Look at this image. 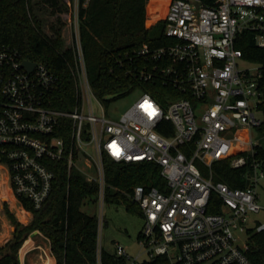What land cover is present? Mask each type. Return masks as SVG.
Listing matches in <instances>:
<instances>
[{"label": "built area", "instance_id": "obj_1", "mask_svg": "<svg viewBox=\"0 0 264 264\" xmlns=\"http://www.w3.org/2000/svg\"><path fill=\"white\" fill-rule=\"evenodd\" d=\"M164 21L168 43L158 48L144 44L136 55L155 62L163 81L183 97L162 105L145 93L118 120L105 116L92 92L78 14L72 46L77 103L70 112L51 105L58 79L50 70L34 62L29 71L23 64L29 60L0 44V168L21 207L19 199L24 198L39 210L55 178L48 164L64 161L70 170L76 166L74 149L84 155L81 170L86 178L99 185L101 204L104 155L118 163H154L160 168L163 190L143 184L129 193L144 219L138 238L141 253L132 258L117 244L115 255L125 264H142L158 256H167L174 264H252L247 244L240 245L236 233L264 232V223L249 226L250 214L264 210L258 194L264 170L256 159L248 162L261 144L252 131L258 133L264 120L262 72L259 66L240 67L242 53L235 44L239 34L250 30L256 33V45L264 48V0H216L213 6L171 0ZM140 76L145 81L152 78L145 71ZM92 100L101 115L95 113ZM65 118L72 124L70 145L57 135ZM163 121L172 124V135L158 132ZM229 157L232 168L249 167L248 187L214 182L212 165ZM196 160L209 168L210 177L202 175ZM88 170L94 176L89 177ZM213 192L220 199V213L207 212ZM100 222L101 216L98 228ZM101 253L97 244V264Z\"/></svg>", "mask_w": 264, "mask_h": 264}, {"label": "trees", "instance_id": "obj_2", "mask_svg": "<svg viewBox=\"0 0 264 264\" xmlns=\"http://www.w3.org/2000/svg\"><path fill=\"white\" fill-rule=\"evenodd\" d=\"M197 1L203 6H213L216 0ZM40 2L47 4L57 15L47 32L38 13ZM71 3L73 0H0V44L15 48L25 60L43 64L57 77L56 87L51 93V105L66 112L76 106L78 90L76 60L72 47L66 46L63 34L66 23L61 18ZM146 4L147 0H78L79 35L87 77L93 94L100 101L115 100L136 87L143 88L162 105L183 97L163 81L159 71L154 69L155 62L136 55L144 44L158 48L168 43L164 37V20L146 27ZM156 18L153 14L152 21ZM255 37V32L246 30L238 35L235 47L241 51L243 61L260 67L262 78L259 88L264 99V48L256 45ZM144 71L152 78L142 80L140 74ZM261 107L264 110V101ZM62 125V133L57 135L70 145L71 121L62 119ZM173 131L168 121H163L158 127V132L165 136L172 135ZM258 134L264 139V120ZM256 151L255 157L249 158L248 162L256 159L264 170V146L260 144ZM231 159L212 165L214 182H222L230 188L248 187L245 173L249 167L234 169L230 166ZM74 160L76 166L70 170L64 161L48 164L55 178L50 196L41 209L34 210L28 200L19 199L22 207L32 213L30 223H20L5 208V215L15 231L5 247L0 248V264H21L20 250L26 251L30 244L27 240L35 231L49 241L56 264H97L98 219L83 211V206L88 202L97 203L99 185L89 181L82 172L84 155L78 149H74ZM103 165L104 202L122 199L133 211L138 206L130 200L129 193L136 185L150 184L163 190L164 180L160 176V168L154 163H118L104 155ZM10 202L14 207L12 198ZM220 209V199L213 192L207 212L220 213ZM19 212L22 218H27L25 212ZM247 234L248 259L252 264H264V232L250 229ZM101 264H125V261L114 252L102 249ZM142 264L174 263L167 256H158Z\"/></svg>", "mask_w": 264, "mask_h": 264}, {"label": "rangeland", "instance_id": "obj_3", "mask_svg": "<svg viewBox=\"0 0 264 264\" xmlns=\"http://www.w3.org/2000/svg\"><path fill=\"white\" fill-rule=\"evenodd\" d=\"M194 1V0H193ZM171 0H147L146 4V27L150 28L156 22L164 20L165 14ZM39 15L44 21L45 31H48V27L55 21L57 15L53 13V9L47 4L40 2ZM77 14H78V0H73L68 11L62 14L61 18L66 23L63 34L66 46H73L74 33L77 31ZM155 14L157 18L152 21V16ZM240 67L243 69L255 68L256 66L246 61H240ZM146 91L141 87H136L127 93L125 96L119 97L115 100L101 101V105L105 116L108 119L118 120L130 107H132ZM92 106L97 115H101V108L98 106L97 101H91ZM255 139H259L261 145L264 146V139L261 138L257 131H252ZM88 150L92 153L93 148L88 147ZM200 169L204 177H210V170L202 164L199 160L195 163ZM4 170L0 168V248H4L5 244L13 237L15 227L11 225L10 220L5 215V208L16 217V219L26 225L30 223L32 219V213L27 212L21 205L13 199L10 190L8 188L7 177ZM88 175L94 176L92 170H88ZM10 193V194H9ZM259 203L264 208V179H261L258 185ZM8 197H4L7 196ZM10 198L14 200L10 202ZM22 208V209H21ZM20 210H25L27 218L24 219L20 215ZM83 211L89 215H95L99 219L102 217V222L99 223L98 228V245L108 252H114L116 245L122 246L126 253L134 258L141 253V247L138 243L139 235L144 225V219L140 215L138 207L136 209L129 210L126 206V202L120 199L118 202L105 201L102 204L97 201L96 204L86 203L83 206ZM256 222L264 223V210L259 213L250 214L249 226L252 227ZM248 227V226H247ZM238 236V242L240 245L247 244V233H236ZM27 242L29 246L26 251L23 252V248L20 250L19 258L21 264H23V257H25V264H29V260L32 259L34 264H47V255L50 254L49 241L37 231L30 234ZM26 242V243H27ZM4 250V249H3ZM1 254V252H0ZM29 259V260H28ZM50 260V264H53V260ZM143 259V256L140 258Z\"/></svg>", "mask_w": 264, "mask_h": 264}, {"label": "crops", "instance_id": "obj_4", "mask_svg": "<svg viewBox=\"0 0 264 264\" xmlns=\"http://www.w3.org/2000/svg\"><path fill=\"white\" fill-rule=\"evenodd\" d=\"M6 176V175H5ZM7 182H8V179H7ZM8 188H9V190H10V187H9V185H8ZM10 193H11V191H10ZM11 195H12V193H11ZM13 199H15L14 197H13ZM16 200V199H15ZM17 202V201H16ZM22 209V208H21ZM22 211V210H21ZM23 212H25L26 214H29V213H27L25 210H23ZM48 258H51V260H53V264H56V261H55V258L52 256V254H51V251H50V254L49 255H47V259ZM47 259H46V261H47ZM25 257H23V264H25ZM29 260V259H28ZM29 264H34V262H33V260L32 259H30L29 260ZM45 264V263H44Z\"/></svg>", "mask_w": 264, "mask_h": 264}, {"label": "water", "instance_id": "obj_5", "mask_svg": "<svg viewBox=\"0 0 264 264\" xmlns=\"http://www.w3.org/2000/svg\"><path fill=\"white\" fill-rule=\"evenodd\" d=\"M23 64H24L25 68L28 69L29 71H32V69L35 67L34 62L24 61Z\"/></svg>", "mask_w": 264, "mask_h": 264}, {"label": "bare ground", "instance_id": "obj_6", "mask_svg": "<svg viewBox=\"0 0 264 264\" xmlns=\"http://www.w3.org/2000/svg\"><path fill=\"white\" fill-rule=\"evenodd\" d=\"M46 262H47V264H50V260H49V259H47V261H46Z\"/></svg>", "mask_w": 264, "mask_h": 264}]
</instances>
